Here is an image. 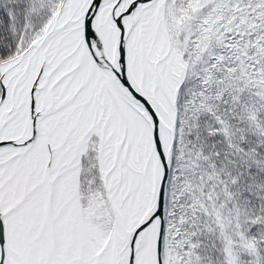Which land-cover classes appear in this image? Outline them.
<instances>
[{
	"label": "snow or ice",
	"instance_id": "1",
	"mask_svg": "<svg viewBox=\"0 0 264 264\" xmlns=\"http://www.w3.org/2000/svg\"><path fill=\"white\" fill-rule=\"evenodd\" d=\"M0 264H264V0H0Z\"/></svg>",
	"mask_w": 264,
	"mask_h": 264
}]
</instances>
